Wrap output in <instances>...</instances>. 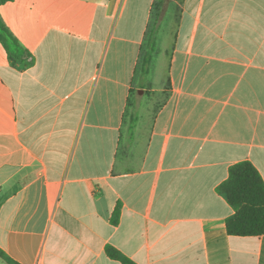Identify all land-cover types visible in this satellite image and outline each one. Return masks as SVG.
Returning a JSON list of instances; mask_svg holds the SVG:
<instances>
[{"label":"crops","instance_id":"crops-1","mask_svg":"<svg viewBox=\"0 0 264 264\" xmlns=\"http://www.w3.org/2000/svg\"><path fill=\"white\" fill-rule=\"evenodd\" d=\"M0 16L21 46L0 44V250L264 264V235L229 236L217 192L243 161L264 182V0H11Z\"/></svg>","mask_w":264,"mask_h":264},{"label":"trees","instance_id":"trees-1","mask_svg":"<svg viewBox=\"0 0 264 264\" xmlns=\"http://www.w3.org/2000/svg\"><path fill=\"white\" fill-rule=\"evenodd\" d=\"M11 0H0V7ZM0 44L11 57L9 48L21 49L0 16ZM153 51L146 50L140 59L141 69L148 73ZM217 192L233 209L234 214L226 220V232L234 237L260 238L264 235V182L256 168L248 161L239 162L229 169L226 181L217 187ZM116 207L111 222L116 225L119 218ZM106 255L121 264H135L111 246L105 248ZM0 260L5 264H18L0 250Z\"/></svg>","mask_w":264,"mask_h":264},{"label":"rangeland","instance_id":"rangeland-1","mask_svg":"<svg viewBox=\"0 0 264 264\" xmlns=\"http://www.w3.org/2000/svg\"><path fill=\"white\" fill-rule=\"evenodd\" d=\"M161 46H162L163 49H165V47H166V39H164V41L161 43ZM157 73H158L157 74V77L159 79L161 77V74H162V68H161V66L159 67Z\"/></svg>","mask_w":264,"mask_h":264}]
</instances>
